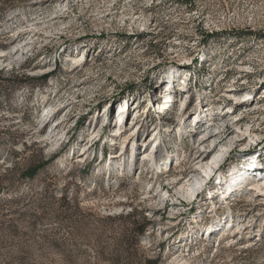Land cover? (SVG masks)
Segmentation results:
<instances>
[{
	"label": "rangeland",
	"instance_id": "rangeland-1",
	"mask_svg": "<svg viewBox=\"0 0 264 264\" xmlns=\"http://www.w3.org/2000/svg\"><path fill=\"white\" fill-rule=\"evenodd\" d=\"M61 1L64 0H0L1 50L8 51L12 45L5 39L6 27L20 24L34 28L33 49L21 65L11 60L9 54L0 56V197L22 196L16 206L7 205L4 210L6 218L15 219L16 234L3 238L0 264L2 255L13 253L16 259L23 256V264H50L51 259L54 264L63 263L58 252L47 244L51 221L46 209L32 205L48 185L49 195L63 188L69 203L74 198L85 214L86 225L79 234L76 253L73 251L77 258L71 264H111L95 252L100 247L112 246V239L105 235L88 237L89 228L105 229L108 222L96 223L95 217H115L110 224L116 232L111 237H119L120 229L130 226L119 217L133 212H141L150 222L138 238L133 258L123 260L122 264H146L147 260L156 264H264V238L243 248L247 239L229 245L223 237L217 251L210 246L214 238L198 242L201 227L223 214L226 221L241 222L245 235L251 231L255 238L264 234V196L248 197L244 193L249 192L247 184L261 178L259 174L264 176V105L258 104L259 110H253L263 100L258 94L264 92V0H192L190 8L181 0H158L150 8L151 13L143 3L135 6L127 0H67L64 17L56 12ZM196 19L206 21L205 25L237 29L203 37L195 31ZM142 27L137 43L149 49L173 41L172 36L194 38L197 54L189 66L199 69L200 77L186 85L188 70L173 63L166 68L152 67L143 81H132L123 90L111 92V83L118 86L126 78H134L136 71L155 58L154 50L141 53L132 38L124 35L129 28ZM235 33L245 35L239 37ZM178 50L183 52V48ZM82 53L83 62L75 66ZM108 57L111 63L107 62ZM239 62H244L253 76L234 71ZM44 74L47 76L41 78ZM236 78L239 79L233 83ZM147 80L149 91L144 83ZM245 80L243 86L241 82ZM227 91L244 99L228 104L224 97ZM124 95L132 100H122ZM153 101L163 104L173 121L181 122L183 127L194 126L196 131L210 127L220 114L246 108L242 115L248 125L244 121L240 124L242 134L231 138L233 141L224 138L223 146L217 144L216 150L221 147L222 152L213 173L198 185L196 202L174 210L175 214L168 208L150 206L148 199L156 175L147 171L156 161L145 162L141 168L136 165L134 170L141 169L138 176L134 171L132 175L126 171L106 172L103 164L108 158L97 160L101 138L91 144L87 157H77L82 139L90 133V124L98 122L104 111L112 114L123 107L127 115L137 111L146 116ZM44 103L58 108L55 114L61 117L59 131H66L64 146L55 145L51 121L43 123ZM163 128L161 132L167 139L169 134ZM232 132L227 131L228 135ZM199 134L194 138L198 139ZM124 136L116 140L120 143ZM175 148L177 157L162 160L164 168L178 175L189 172V155L179 157V146ZM108 150L109 156L119 155L118 148L108 146ZM120 156L126 159L125 153ZM50 157V162L33 178L21 177L23 170ZM86 165L88 172L79 173L78 169ZM55 194L59 196V191ZM232 199L236 201L234 205ZM229 232L227 235H232ZM66 235L67 229L58 233ZM188 239L199 248L182 256Z\"/></svg>",
	"mask_w": 264,
	"mask_h": 264
},
{
	"label": "bare ground",
	"instance_id": "bare-ground-1",
	"mask_svg": "<svg viewBox=\"0 0 264 264\" xmlns=\"http://www.w3.org/2000/svg\"><path fill=\"white\" fill-rule=\"evenodd\" d=\"M127 1L130 2L132 1L134 5L143 3L144 7H146V9L148 8L150 12V8L152 7L153 3L157 2L158 0H154V1L150 0L149 2L151 3H148L147 2L148 0H135V1L127 0ZM181 1H183L185 5L189 6V8L191 7L192 0H181ZM128 4L130 3L128 2ZM156 4H158V2ZM67 8H68L67 0L61 1V3L56 7V12L58 13V16L64 17L65 13L67 12ZM196 20L198 21L196 22L195 25V31L196 33H198L200 36L203 37L214 35L215 33H219L222 30L226 31L231 29H237L234 26L220 28L213 25H205L204 23H206V21L203 22L201 19H196ZM143 30H144L143 27L142 29H138V30L136 28H129V30L125 31L124 35L129 38L130 37L132 38L133 40L132 42L136 46L135 48L139 47L141 53H147L148 51L151 52L152 50H154L155 53H153V57L155 58L152 59L150 63H147L146 65L142 66L138 71L135 70L136 74L134 73L135 74L134 78L128 77L123 81L121 85L118 86H116L115 83H111V85H109V90H111V92L116 93L118 91L123 90V87H127L132 83V81H138V80L143 81L144 78H146V73L152 67L162 66L163 68H166L173 63H175L180 67H184L188 70V73L185 75L186 85L187 82L191 84L193 83V81L195 82L196 78L200 77L199 76L200 73H198L199 69H197L195 66L192 68L191 66H189V64L193 62L197 54V53L195 54L196 50L193 49L194 48L193 45L196 42L194 41V38L191 37V39L189 40L179 39V38L175 39V36H172L171 38H174L173 41H169L168 43L161 44L159 47L152 46V48L149 49L147 45L142 44L143 45L142 46L137 43L138 39H140V33ZM4 32H5V39L11 41L12 45L10 50L8 51L0 49V56L4 54H9L11 60H16L15 62H17L19 66L28 58V56L31 54V50L33 49L32 36L34 33V28L16 24V26L11 25L6 27ZM101 32L102 31H98V33ZM103 32L107 33V31H103ZM59 35L60 33L58 32V37ZM182 48H183V52L178 50ZM83 56L84 53H82L80 59L81 61L79 63L74 62L75 66H78L83 62ZM184 61H187V63H180ZM107 62L108 63L112 62L111 57L110 58L108 57ZM235 65L236 68L234 69V71L238 72V74L253 76L252 70L246 68L247 65L244 64V62H239ZM235 75L236 74H233L232 77H235ZM238 79L239 78L233 79L232 82L235 83ZM147 82L148 80L145 81L144 83L146 84V90L149 91L148 89H150L149 88L150 86ZM185 82H183V84ZM241 83H243V86H245L247 80ZM238 87L242 89V87L240 86ZM224 97L226 100H228V104H234L237 100L244 99V97L237 96L233 91H227ZM130 98L131 96L124 95L122 100L130 101L132 100ZM258 98L259 99L262 98L263 100L255 104L254 106L256 107H254L253 110L256 109L259 110V108H257L258 104L264 105V92L259 93ZM46 106L47 105L43 106V108L46 109L47 108ZM150 107L152 108V110L150 109L151 112H149V115L146 116L139 114L137 111L129 113L127 115L123 107H119L112 114L111 113L109 114L108 112L105 113V111L103 110L104 113L102 114V117L99 119V121L90 124L91 125L89 131L90 133L87 134L88 136L85 137V139H82L83 143L82 146L79 148L80 150L78 152L77 157L80 156L84 158L87 157L88 150L91 144L94 143L95 141H98V139L101 138V141L99 142L100 145L99 150L97 151V160L101 161L105 157L106 159L108 158V160L103 164V168L105 169L106 172L109 171V173L115 172L116 174H122L123 171H126L127 174L132 175L134 171V173H136V175L138 176L140 174L139 170L141 169L137 168L134 170L136 165H139V168H141L145 164V162L154 163V161H156L155 164H153V167H151V170L148 169L149 171H147V172H152L153 174L156 175L154 180L155 183L153 184L154 188L153 190H151L152 195L148 199L149 202H151L150 206L160 210L164 208L166 209L168 208L171 209L169 211L175 214L176 212H173L174 210L179 208L183 209L184 207H188L196 202L199 194L198 185H200L202 182H206V180L208 179V175L213 173V168L216 162L218 161V157H220L219 153L222 152L221 147L219 150H216L217 144H220L219 146H223L225 144L224 138L227 137L228 140L233 141V139L231 138H233L234 136L238 137L240 134H242L240 124L243 121L245 122V117L242 114L243 112H245L246 108H242L238 111H232V112L229 111L227 115L220 114L214 118L215 121L211 124L210 127L202 129L201 131H196L194 129V126L189 125L187 127H183L180 121L179 124L176 122V120L173 121L171 117L172 116L171 113L168 112V110L166 109V107L163 106V104H158L157 102L153 101ZM47 109H46L47 111L51 113L53 112L52 106L48 107ZM261 111H264V109ZM240 114L242 116H240ZM251 114L252 113L249 112V115ZM45 117L46 115L43 116V119ZM245 125L248 124L245 122ZM54 126L55 127L52 128V130H50L51 136L55 137L54 136L55 133L56 135H62L64 137L66 131L63 129H61V132L59 131L61 125H59V123H55ZM161 127H164L163 129H165L168 132L169 138L167 139L164 138L163 133L161 132ZM228 129L233 130V132L229 135L227 133ZM124 131L125 133L123 134ZM197 132L200 134L198 139H195L194 137ZM105 136H108L109 140H105L104 139ZM123 136L125 138L123 139V141H120L119 143L116 139H119ZM165 140L167 141V143H165ZM169 145H172V147L171 148L165 147ZM176 145L179 146V150H180L179 157L189 155V159H190L189 161L191 163V167H189L190 168L189 172L182 173L181 175L172 174L168 172V170L164 168L162 162V160L166 158L173 159L177 157L176 155L178 154V151L175 148ZM108 146H113V150L114 148H118L119 155L117 154V155L109 156ZM94 152L95 150H92V154ZM124 153L126 154V159L122 160L120 155ZM145 169L147 168L145 167ZM156 173H159V175H157ZM259 175L261 176V178H259L258 180H253V182L250 183V185L247 184L248 180L246 181L245 183L247 184L246 186L247 187L249 186L247 188L249 192H246V190L244 191V193H246V196L263 198L264 176L261 174ZM230 202H232L233 205L236 203L235 199H232V201ZM228 208L229 207H227V214L230 215ZM223 215L211 221L212 224L211 223L206 224L201 227L203 229L201 231V235L199 237L200 240H198V242L209 241L214 238L215 240L213 244L210 243V246H213L212 250L217 251L216 248L222 242L223 237L224 239L226 238L225 240L229 242L230 245L231 244L235 245L237 243H240L239 242L240 240L247 239L248 244L242 245L243 248H246L252 244H258L259 242L262 241V238H264V234L260 235L259 237L257 236L256 238L255 236L252 237L251 235L252 231L247 232V234L245 235L242 232L243 227L241 226V222L226 221V217L225 216L223 217ZM221 220L224 222H222ZM210 231L213 232L209 233ZM228 232L229 234L232 235H227ZM240 246L241 245H239V247ZM198 248L199 245L195 244L193 240L188 239L184 248L185 253L182 256L192 254L193 252L197 251Z\"/></svg>",
	"mask_w": 264,
	"mask_h": 264
},
{
	"label": "trees",
	"instance_id": "trees-1",
	"mask_svg": "<svg viewBox=\"0 0 264 264\" xmlns=\"http://www.w3.org/2000/svg\"><path fill=\"white\" fill-rule=\"evenodd\" d=\"M8 1L12 2L13 0ZM235 35L242 37L245 34L239 35V33H235ZM46 76L47 74H44L41 78H45ZM51 158L52 157L45 160H38L36 164L23 170L21 172V177L33 178L38 170L44 168L45 165L50 162ZM88 169V165H86L83 168L80 167L78 172L84 174L88 172ZM48 187L49 185L40 193L41 197H36L35 200L33 199L34 203L32 205L35 209H46L45 214L48 215V218L51 221L50 234L47 239V244L52 250L58 252L61 260H63L62 264H71V262L75 261L77 258L74 253H76L75 249L79 244V234L86 225V222H84L83 219L85 214L81 209H79L74 198H72V204L69 203L66 199L65 190L63 188L56 189V191H59V196H56L55 190L52 191L51 195H49L50 192L48 191ZM21 197V195L16 196V194L11 196L9 199L0 197V244L3 242L4 237H12L14 236V233L16 234L15 219L6 218L7 213H4V210L7 205L16 206V203L22 199ZM9 210L10 209H8V211ZM13 212H16V208L13 209ZM116 219L117 218L115 217H106L104 219L95 217V220L97 221L96 223L103 221L108 223L105 225V229H101L99 226L89 228L90 232H88V237L103 235L106 237L110 236V239L113 241L112 246L109 245L100 247L99 251L95 253L100 255L103 260H106L111 264H122L123 260L133 258L134 253L132 252H136L137 250L136 244L138 238L144 232L147 225H149L150 221L147 220L141 212H133L131 214L127 213L125 216L119 217V219H126L125 221L130 226H123L118 232L119 237H111L116 230L110 223ZM62 229H67V235L65 237L58 236V233ZM73 251L75 252L73 253ZM22 259H24L23 256L16 259V253L5 254L1 256V264H23ZM54 263L55 261L51 259L50 264ZM24 264L32 263L28 262ZM146 264H156V262L153 260H147Z\"/></svg>",
	"mask_w": 264,
	"mask_h": 264
},
{
	"label": "built area",
	"instance_id": "built-area-1",
	"mask_svg": "<svg viewBox=\"0 0 264 264\" xmlns=\"http://www.w3.org/2000/svg\"><path fill=\"white\" fill-rule=\"evenodd\" d=\"M180 63H187V61H184V62H180ZM185 164V163H184ZM227 243H229V242H227ZM230 245V244H229Z\"/></svg>",
	"mask_w": 264,
	"mask_h": 264
}]
</instances>
